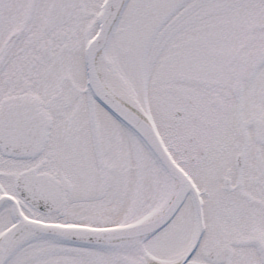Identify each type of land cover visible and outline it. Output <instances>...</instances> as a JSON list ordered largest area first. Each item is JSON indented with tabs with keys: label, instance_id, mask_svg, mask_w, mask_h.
<instances>
[{
	"label": "snow or ice",
	"instance_id": "1",
	"mask_svg": "<svg viewBox=\"0 0 264 264\" xmlns=\"http://www.w3.org/2000/svg\"><path fill=\"white\" fill-rule=\"evenodd\" d=\"M0 264H264V0H0Z\"/></svg>",
	"mask_w": 264,
	"mask_h": 264
}]
</instances>
